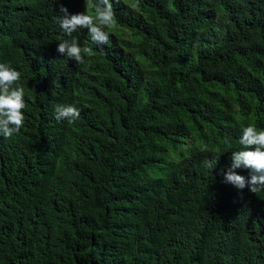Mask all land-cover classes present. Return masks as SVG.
Instances as JSON below:
<instances>
[{"label":"trees","instance_id":"obj_1","mask_svg":"<svg viewBox=\"0 0 264 264\" xmlns=\"http://www.w3.org/2000/svg\"><path fill=\"white\" fill-rule=\"evenodd\" d=\"M111 3L78 65L57 20L86 0H0L26 104L0 135V264H264V191L223 180L241 126L264 129V0Z\"/></svg>","mask_w":264,"mask_h":264},{"label":"clouds","instance_id":"obj_2","mask_svg":"<svg viewBox=\"0 0 264 264\" xmlns=\"http://www.w3.org/2000/svg\"><path fill=\"white\" fill-rule=\"evenodd\" d=\"M86 9L91 12L69 14L68 9L61 6L60 12L63 15L57 20L67 38L57 43L56 50L78 65L84 64L85 56L91 57L94 51L91 47L82 48L73 33L78 29H87L95 44L104 45L109 41V32L105 29L112 28L117 23L111 0H86ZM20 80L21 73L11 63L0 62V135L6 139L18 134L24 126L26 104ZM79 116L80 111L74 105L55 106L57 120L73 123ZM239 144L240 149L231 151V165L223 172L224 182L238 189L247 185L253 193L264 191V129H257L251 124L242 125ZM219 154L205 159L204 165L211 170L217 163ZM238 168L248 170L247 179L235 171Z\"/></svg>","mask_w":264,"mask_h":264},{"label":"rangeland","instance_id":"obj_3","mask_svg":"<svg viewBox=\"0 0 264 264\" xmlns=\"http://www.w3.org/2000/svg\"><path fill=\"white\" fill-rule=\"evenodd\" d=\"M125 1L130 2V0H125ZM81 11H82V12L85 11V10H84V7L82 8ZM147 172H148L150 175H155V174H156V172H154L152 169H148Z\"/></svg>","mask_w":264,"mask_h":264}]
</instances>
